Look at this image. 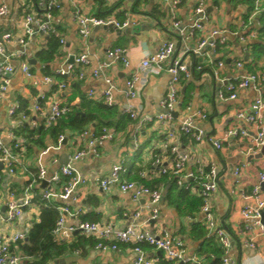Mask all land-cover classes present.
Here are the masks:
<instances>
[{
    "label": "crops",
    "instance_id": "obj_1",
    "mask_svg": "<svg viewBox=\"0 0 264 264\" xmlns=\"http://www.w3.org/2000/svg\"><path fill=\"white\" fill-rule=\"evenodd\" d=\"M3 1L9 6L10 12L0 24V33L9 31L13 34L5 53L22 50L23 54L9 58V63L13 67L10 73L5 75L0 73V86L3 78L7 80L5 88L0 89V132L3 144L12 149L15 157L12 174L4 170L5 165L0 168L3 169L0 179V208L4 207L11 191L18 196L27 194L31 197L30 206H27L12 224H0V234H9L14 231L29 230L34 222L39 221L42 205L52 203L56 209L62 205V200L57 198L53 200L41 198L43 187L33 180L37 173L38 161L44 164L47 174L50 175L58 171L60 166L65 165L63 161L69 160L77 150L87 147L86 140L78 143L75 136L77 132H66L65 139L59 144V135L54 137L45 124L50 103L56 100L70 108L80 107L83 100L104 103L101 91L106 88V83L102 76L91 77L87 74L84 79H65L67 84L62 89L58 88L56 83L44 82L43 76L52 75V71L63 65L69 56L81 52H87L89 65L86 71L89 73L105 60L106 51L114 46L125 49L132 68L145 53L156 51L167 40L175 41V56L180 57L190 69L194 68L200 58L192 52L195 39H189L185 43L178 41L170 24L167 4L160 0H63L61 7L53 13L51 22L55 35L58 39L63 38L64 43L59 42L52 61L43 65L38 56L47 47L48 35L36 32L27 39L23 47L16 41L27 13L33 14L32 25L35 27L43 20L44 12L39 6V0ZM205 2L208 28L232 30L241 35L251 31L256 33L253 39L243 42L234 37L229 46L220 47L214 59L224 61L222 75L234 78L243 70L264 74V51L255 47L264 43L262 40L264 36L261 37L259 33V29L264 26V0H205ZM195 3L196 0H180L176 17L182 25L192 18ZM77 10L86 15L113 17L120 21L131 18L138 24L122 30L114 27L102 29L93 27L89 35L83 38L78 33V23L74 19ZM237 60L244 62L242 70L234 65V61ZM23 61L29 63L33 76L27 77L23 73L21 70ZM127 71L120 62L114 63L106 70V75L110 76L115 84L110 106L117 112V121L107 126L112 132V138L97 142L95 146L97 154L90 151L72 163L85 182L77 186L75 199L72 197L68 201L70 207L78 209L79 213L76 216H66L63 231L56 238L59 242H79L77 250L63 256L75 258L69 262L64 261L63 264L133 263L135 253L130 244L118 243L115 250L100 251L94 247L96 239L93 235H86L76 230L70 231V227H75L79 220L110 223L117 228L136 222L154 233H160L165 229L181 237L190 253L200 256L196 250L204 237H198V230L192 227L193 224H199L206 230L204 214L200 210L201 205L197 210L188 213L185 211L181 213L176 207L169 205L165 195L170 186V178L175 179V176L160 174L158 164L154 163L156 156L163 165L169 166L173 160L162 143L169 129H173L177 134L180 150L189 156L185 171H195L200 165L205 170L211 165L215 166L218 187L211 195L210 204L220 225L234 234L237 228L247 223L241 215V209L246 205L255 204L248 196L252 187L258 183L264 148L258 149L254 146V128L238 118L236 113L239 109L250 106L257 94L264 98V78L258 91L251 88L242 89L234 99H224L218 97L217 91L221 85L205 64L201 70L193 69L191 76L181 82L179 101L182 102L184 95L187 94L188 102L185 107L177 105L178 113L172 122L162 124L154 121L138 126L123 111L127 102L125 94ZM56 78L63 80L62 77ZM169 79L170 75L165 71L144 75L136 99L142 113L154 115L162 111L160 102L165 95ZM90 90L93 91L91 96H89ZM15 103L25 111L26 119H21L20 113L13 116L8 114V108ZM34 104L39 106L38 110L33 108ZM197 109L206 114L205 119L193 121V125L201 129L204 134V138L200 141H194L179 130L182 120ZM40 126H43L41 133L37 130ZM89 127L94 130L93 124ZM235 127L242 129L246 134L226 136L227 138L222 141L221 149H216L206 138L208 136L222 139L228 129ZM31 130L32 136H29ZM20 139L23 140L22 147L14 148L15 142ZM121 161L122 179L137 181L161 191L162 198L158 204L159 215L156 220H151L149 212L142 207L146 204V199L135 201L129 192H122L116 187L103 191L95 181L96 178L105 177L111 166ZM235 167H241L239 176L233 174ZM176 185L185 188L177 182ZM58 188V185L54 187L55 190ZM187 190L191 196L201 199L196 190ZM138 210H141V213L135 219L134 213ZM77 234L83 236L82 240L78 241ZM208 236L211 235L206 230L205 237ZM253 242L252 247L233 240L230 255L235 264H264V235L256 234ZM142 247L148 257L156 259L154 264H182L167 261L162 253L146 244ZM11 250L22 252L18 242L11 245ZM48 264H55V261Z\"/></svg>",
    "mask_w": 264,
    "mask_h": 264
},
{
    "label": "built area",
    "instance_id": "obj_2",
    "mask_svg": "<svg viewBox=\"0 0 264 264\" xmlns=\"http://www.w3.org/2000/svg\"><path fill=\"white\" fill-rule=\"evenodd\" d=\"M63 0H39V6L43 10L44 18L35 27L32 25L34 22L33 14L27 13L23 20V28L19 35L16 36V41L20 46H24L27 39L34 35L36 32H42L49 35L53 32L52 17L53 11L61 7ZM167 4V9L170 16V24L176 33L178 41L185 43L189 39H195L192 48L194 55L200 59L195 63L193 69L201 70L205 64L214 78L220 83V88L217 95L224 99H234L237 93L242 89L251 88L255 91L259 90L261 82L263 81L264 74L259 72H252L243 70L238 76L234 78L225 77L222 72L225 63L223 60L214 59V55L219 51L220 47L229 46L231 39L236 37L240 41L253 39L256 36L254 31L245 35L238 34L236 31L208 28V12L206 10L205 0H196L193 7V16L185 25L176 17V10L180 0H160ZM10 12L9 6L0 0V24ZM74 19L78 23V33L81 37L86 38L91 29L97 26L111 25L116 29H125L133 27L138 24L137 21L131 18H125L120 21L113 17H98L94 15H86L77 10L74 13ZM13 34L9 31L0 33V73L6 74L13 70L12 65L9 63V58L12 56H19L23 51H12L6 54V46L12 40ZM59 42L64 43V39L60 38ZM73 60H68L63 65L55 68L52 75L43 76V81L52 84L56 83L58 88L66 87L67 82L65 79L77 78L84 79L87 74L91 77L102 76L106 88L101 91V97L105 104L111 105L112 93L115 89L110 76L106 75V70L114 63L120 62L128 70L127 77L125 78V94L127 102L124 106V114H126L137 125H144L150 122H160L162 124L170 123L174 120V111L177 110L179 102V86L181 82L191 76L193 69L180 58L175 56V41H164L156 51L147 52L143 55L138 64L132 68L130 61L126 57L125 49L120 46H114L106 51V58L97 68L91 69L89 73L86 67L89 65L87 52L72 54ZM70 57V56H69ZM68 57V59H69ZM235 66L241 70L244 68L242 60L234 61ZM21 70L27 77L33 76L30 71L28 62H21ZM165 71L169 73L170 79L164 97L160 105L162 111L148 115L142 113L141 107L136 102L139 94L140 86L142 85L143 77L147 73H159ZM56 77H62L63 80H57ZM7 80L2 79L0 89H4ZM93 95V91H89V96ZM21 106L15 103L8 108L10 116L20 113L21 119H26L27 114L20 109ZM35 110L39 109L37 104L33 105ZM69 111V107L62 105L54 100L49 105L48 115L45 118V124L51 125ZM236 116L246 124L252 126L255 130L253 137V144L256 148H264V98L257 94L250 106L241 108L237 111ZM206 114L200 110H194L182 120L179 125V130L182 134L190 136L194 141H200L204 138L201 129L193 125L195 119H205ZM14 136L12 132H9ZM238 134L245 135L242 129L230 128L223 135L222 139H213L206 137L207 140L216 148L221 149L223 139L228 136H235ZM76 139L79 142L86 140L87 147L77 150L72 156L69 157L67 164L60 166L58 171L48 175L44 164L39 160L37 165V173L33 180L37 184H42L46 181V185L41 190V198L43 200H53L57 198L62 200V205L57 207V218L52 229L53 237L56 238L62 233L65 218L67 215L76 216L79 213L78 209L70 207L68 201L70 198L75 199L77 186L85 182L79 176L73 162L80 159L91 151L97 154L95 148L98 141L103 139H111L112 132L108 127L102 126L97 133L90 127L78 132ZM227 136V137H226ZM65 139L64 134L58 137L59 144ZM23 140L15 142V147H22ZM163 147L168 150L172 155V162L168 165H163L161 160L156 156L154 163L158 164V172L160 174H170L175 176L177 184H182L186 189L196 190L202 200L201 212L204 214V223L208 234L213 236L217 244L222 249L221 263L220 264H235L230 255L231 245L233 240L240 241L247 246H254V237L256 234L264 235V224L261 222V209L264 208V192L260 188V182L264 181V159L262 161V169L258 175V183L255 184L248 197L252 198L255 202L254 206H244L241 209V215L247 220V223L242 227L237 228L234 234H231L223 225H220L212 210L210 204L211 195L218 187L217 183V170L214 165L205 168L200 165L195 171H185V165L189 160L187 153L180 150L177 142V134L173 129H169L163 139ZM46 152V150L44 151ZM0 161L5 165L4 170L12 174L14 172L13 162L15 161L14 154L10 147H7L2 142L0 132ZM123 165L122 161L115 163L111 166L109 173L102 178H96L95 181L103 191H109L111 188L116 187L122 192H129L133 200L137 201L141 198L146 199V204L142 206L149 212V218L156 220L159 215V202L162 198V193L155 187H150L137 181H129L122 179ZM3 169L0 170V179ZM241 167H235L233 174L239 176ZM59 186L55 190V186ZM31 197L27 194L18 196L15 192H9L5 202V209L0 208V224H12L22 213L23 210L30 206ZM141 207V210L143 209ZM141 210L134 213V218H138ZM71 230L79 231L86 235H93L96 239L94 247L100 251L115 250L118 243H128L131 245L135 253L132 264H154L155 258L148 257L142 245L146 244L152 249L162 253L164 259L170 262H181L182 264H204L200 256L192 254L188 251L187 245L184 240L175 234L163 229L160 233H154L147 228L142 227L136 222L128 223L122 228L114 227L110 223H99L87 220H79L75 227H70ZM28 229L24 231H14L9 234H0V264H30V257L22 252L11 250V245L23 241L26 238Z\"/></svg>",
    "mask_w": 264,
    "mask_h": 264
},
{
    "label": "trees",
    "instance_id": "obj_3",
    "mask_svg": "<svg viewBox=\"0 0 264 264\" xmlns=\"http://www.w3.org/2000/svg\"><path fill=\"white\" fill-rule=\"evenodd\" d=\"M35 1V0H33ZM36 2V1H35ZM56 10L53 11V13ZM261 37L264 36V26L259 29ZM264 40V37L263 39ZM255 46V45H254ZM59 47V39L55 35L54 30L48 35L47 47L40 53L38 59L44 64L52 61ZM258 50L264 51V43L255 46ZM188 102V95L185 94L182 99L181 107H185ZM117 112L103 102H95L92 100H83L80 107H69V111L56 119L54 123L48 125L49 132L54 137L65 134L66 132H80L94 125V133H97L102 126H109L115 123ZM117 121V120H116ZM38 132H43V126H40ZM32 136V130L29 136ZM170 186L166 191V201L169 205H173L179 212H190L197 210L201 205V199L190 195L189 190L184 187H177L176 179L170 178ZM180 205L182 207L180 208ZM57 218V209L52 203L42 205L40 219L33 223L29 229L26 238L18 242V246L22 253L28 255L31 259L30 264H48L56 261L66 254L78 249L79 242L66 243L65 241H57L53 237L52 229ZM194 230L197 229V236L204 237L197 246V253L203 258L204 264H220L222 249L217 244L213 236L205 237L206 230L199 224H193ZM78 241L83 237L79 234Z\"/></svg>",
    "mask_w": 264,
    "mask_h": 264
},
{
    "label": "water",
    "instance_id": "obj_4",
    "mask_svg": "<svg viewBox=\"0 0 264 264\" xmlns=\"http://www.w3.org/2000/svg\"><path fill=\"white\" fill-rule=\"evenodd\" d=\"M109 27H113V26H111V25H107V26H97V27H95V29H102V28H109ZM118 30H122V29H118ZM72 60H73V55H71L69 57L68 62H71ZM32 62L35 63V61H32ZM181 104H182V102L179 101L178 106L181 107ZM177 113H178L177 110L174 111V113H173L174 117L177 115ZM263 152H264V150H263ZM67 162H68V159H66V161L65 160L63 161V163H66V164H67ZM2 165L3 164L0 161V168H2ZM45 185H46V181H43L42 184H41V186L44 187ZM260 188H261L262 191H264V181L260 182ZM2 209L3 210L5 209V205H4V207H2ZM260 212H261V222L264 224V208L261 209ZM73 258H75V257L74 256H66V257H63V258H59L58 260L55 261V264H63L64 261L69 262V261L73 260Z\"/></svg>",
    "mask_w": 264,
    "mask_h": 264
}]
</instances>
